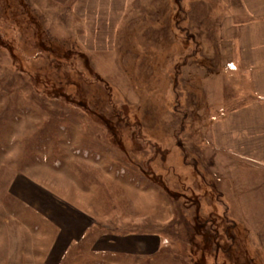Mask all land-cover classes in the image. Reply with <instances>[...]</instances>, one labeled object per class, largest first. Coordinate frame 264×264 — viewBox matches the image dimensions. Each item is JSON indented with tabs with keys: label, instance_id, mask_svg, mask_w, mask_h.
<instances>
[{
	"label": "rangeland",
	"instance_id": "374dc122",
	"mask_svg": "<svg viewBox=\"0 0 264 264\" xmlns=\"http://www.w3.org/2000/svg\"><path fill=\"white\" fill-rule=\"evenodd\" d=\"M225 1L123 0L111 15L106 0H0L1 231L10 215L38 224L9 191L22 172L98 233L160 247L136 261L86 241L62 264H264V171L217 142L239 82L220 78Z\"/></svg>",
	"mask_w": 264,
	"mask_h": 264
},
{
	"label": "crops",
	"instance_id": "0c3cea01",
	"mask_svg": "<svg viewBox=\"0 0 264 264\" xmlns=\"http://www.w3.org/2000/svg\"><path fill=\"white\" fill-rule=\"evenodd\" d=\"M106 1L110 3L107 8L111 15L125 8L123 0ZM235 6L230 7L232 16L226 19L231 27L220 29L219 38L230 39L233 47L232 56L224 59L226 75L221 72L220 78L231 77L239 82L233 85V104L223 107L226 113L218 118L217 126L226 135H218L217 142L218 147L233 155L247 157L256 166L260 164L264 171V0H235ZM9 191L24 207L38 213V224L15 215L8 217L7 229L0 228V264H62L70 252L80 250L86 241L92 254L105 253V258L108 254L122 255L137 261L160 251L154 246L157 239L153 236L98 233L93 215L66 200H58L26 173L14 175ZM48 229L52 230L49 243Z\"/></svg>",
	"mask_w": 264,
	"mask_h": 264
}]
</instances>
